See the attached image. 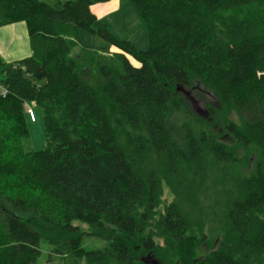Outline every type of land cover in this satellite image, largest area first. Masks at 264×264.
<instances>
[{
  "label": "trees",
  "instance_id": "obj_1",
  "mask_svg": "<svg viewBox=\"0 0 264 264\" xmlns=\"http://www.w3.org/2000/svg\"><path fill=\"white\" fill-rule=\"evenodd\" d=\"M105 1L0 0V26L24 22L31 49L0 59V264H35L41 242L69 264H264V0H128L146 49L92 13ZM79 31L106 45L74 57ZM177 86L214 99L205 117ZM29 106L43 116L39 151ZM230 143L253 165L211 243L177 201L159 210L162 186L205 159L233 163ZM85 235L104 245L86 249Z\"/></svg>",
  "mask_w": 264,
  "mask_h": 264
},
{
  "label": "rangeland",
  "instance_id": "obj_2",
  "mask_svg": "<svg viewBox=\"0 0 264 264\" xmlns=\"http://www.w3.org/2000/svg\"><path fill=\"white\" fill-rule=\"evenodd\" d=\"M45 1L50 2L53 0ZM126 1L129 3L128 0ZM102 22L109 31L117 37L128 41L130 40L132 43L134 42L133 45H136L137 48H147L148 42L144 45V43L139 40V35L143 30H146L145 24L142 18L135 12L134 14H130V10H124L122 12L115 10L104 17ZM83 45L102 46L106 45V43L96 36L79 31L78 44L72 48L71 54L74 57L81 55L80 46ZM87 71L85 74L87 81L93 85L96 84V78ZM3 90V86L0 85V94ZM189 92L190 96L199 101L206 110L207 104H211L212 101H214L211 97L206 98L196 92ZM190 106L196 116L205 117L195 111L192 103H190ZM28 109H32V107H27L26 112ZM34 114L35 121L29 122V142L27 147L31 150L39 151L45 148L46 138L41 110L34 108ZM233 120L237 121L235 116H233ZM201 125L207 127L204 122ZM222 135L227 136L225 132H222ZM227 138H229V136ZM230 144L231 148H234V150L237 149V155L233 163L220 164L205 159L204 162L199 165L196 164V167L188 171L189 173L185 176L187 182L184 183V185L180 187L175 186L174 188L165 184L162 186L161 205L159 210L162 211L164 205L172 201H177L184 209L192 231L195 232L197 236H202L211 243L219 239L222 227L230 223L225 215V210L231 198L237 195V191H240L238 183L243 177H246V169L251 170L253 165V160H251L249 164L245 162V157H247V159L250 157L246 151L242 150L241 147H238L234 143ZM79 226L83 230L88 231L86 225L79 224ZM155 240L159 245L162 244V239L155 237ZM82 245L86 249H94L103 246L104 241L97 237L85 235ZM40 249L41 254L35 264H69V262L64 261L63 258L58 256H50L48 260V244L45 242H41ZM80 264L85 263L81 261Z\"/></svg>",
  "mask_w": 264,
  "mask_h": 264
},
{
  "label": "crops",
  "instance_id": "obj_3",
  "mask_svg": "<svg viewBox=\"0 0 264 264\" xmlns=\"http://www.w3.org/2000/svg\"><path fill=\"white\" fill-rule=\"evenodd\" d=\"M90 9L92 13L101 21L104 17L108 16L115 10L120 12L130 10V14H134L133 8L126 0H108L105 2H97L92 4ZM141 34L139 35V40L145 45L146 42H148L146 30H143ZM130 42L132 43V41ZM30 54L31 49L29 37L24 22L20 21L0 26V59L2 61L12 62L27 57Z\"/></svg>",
  "mask_w": 264,
  "mask_h": 264
},
{
  "label": "water",
  "instance_id": "obj_4",
  "mask_svg": "<svg viewBox=\"0 0 264 264\" xmlns=\"http://www.w3.org/2000/svg\"><path fill=\"white\" fill-rule=\"evenodd\" d=\"M178 91H181L184 96H186L189 101L192 103V106L195 108V111L199 113L200 115L205 116L207 114V111L202 107L201 103L194 99L192 96H190V92L186 89H183L179 86L176 88ZM224 137H226L224 135ZM252 160V157H251ZM216 244V243H215ZM140 260L144 264H161L160 261L154 257L151 253H146L140 257Z\"/></svg>",
  "mask_w": 264,
  "mask_h": 264
},
{
  "label": "built area",
  "instance_id": "obj_5",
  "mask_svg": "<svg viewBox=\"0 0 264 264\" xmlns=\"http://www.w3.org/2000/svg\"><path fill=\"white\" fill-rule=\"evenodd\" d=\"M5 91L3 90L2 95H4ZM27 114L29 116L30 121H35V115L32 109L27 110Z\"/></svg>",
  "mask_w": 264,
  "mask_h": 264
}]
</instances>
